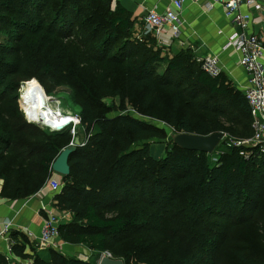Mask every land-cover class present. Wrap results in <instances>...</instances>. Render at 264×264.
Returning <instances> with one entry per match:
<instances>
[{
	"label": "trees",
	"instance_id": "obj_1",
	"mask_svg": "<svg viewBox=\"0 0 264 264\" xmlns=\"http://www.w3.org/2000/svg\"><path fill=\"white\" fill-rule=\"evenodd\" d=\"M76 54L110 75H100L98 84L84 78L73 99L80 127L90 136L69 156L70 173L54 195L57 208L72 215V221L58 226L62 242L103 251L124 236L132 242L125 264H131V258L134 264L213 262L223 238L220 219L253 218L257 200L252 198L264 190V153L227 141H220L212 154L170 142L157 159L149 140L159 137L160 130L130 113L106 117L101 98L135 100L137 109L153 118L166 110L162 119L173 129L201 136L220 131L213 116L236 110L245 117L243 129L249 137L252 118L244 94L224 72L208 75L190 49L171 53L160 47L144 23L120 4L113 7L112 0H0V102L9 90L16 92L13 76L32 78L39 61L45 75L58 79L56 85L77 77L72 67ZM32 85L38 83H25L21 95ZM186 108L208 118L183 113ZM71 140L69 130L49 132L25 121L22 113H0V197L18 200L38 192ZM35 156L34 171L27 160ZM105 206L129 213L107 219L98 212ZM153 234L164 236L170 243L167 250L160 249V241H143ZM10 239L11 255L0 252V264H92L52 247L37 250L34 241L16 229Z\"/></svg>",
	"mask_w": 264,
	"mask_h": 264
},
{
	"label": "rangeland",
	"instance_id": "obj_2",
	"mask_svg": "<svg viewBox=\"0 0 264 264\" xmlns=\"http://www.w3.org/2000/svg\"><path fill=\"white\" fill-rule=\"evenodd\" d=\"M81 57L82 59L78 58V55L76 54V61L72 64L77 77H73V79L68 80V82L59 85H56L58 81L57 78H55L54 76H50L49 74V77L45 75L43 68L41 67L43 65V61L38 62L39 68L35 70V76H33L32 78L26 80L25 78H23L22 74L13 76L14 82L18 81V88L16 92H11V90L6 92V97H3L4 101L0 102V113H13L16 116L17 113H22L25 121H28L22 106V102L26 93H28L31 89H40L42 93L46 95L47 100L57 106V108L63 114L72 115V113H79V108L77 105H75L73 99L76 98L77 89L80 91V81L85 78L91 83L98 84V80H100L98 79V77L100 75H110V72L108 73V69L103 68L99 64L92 63L91 61L87 62L86 60H83L85 59V56ZM157 70L161 72L163 70V65H159L157 67ZM40 79L45 82L46 87L42 85V81ZM29 81H36L38 85L30 86L29 90L21 95V89L23 85ZM100 105L101 113H103L106 117H114L118 114L130 113L131 115L143 119L158 128L161 132V135L157 138L149 140L151 154L157 159H160L165 155L166 151L169 148L170 142H173L174 136L182 133L176 129H173L163 121L162 118L165 115L166 110L158 111L159 118H153L152 116L145 114L141 109H137L135 100L131 102L127 97L122 100L118 96L102 97ZM187 112L190 113V115L193 113L192 116L196 118H208L206 113L196 114L194 110L189 108H186L183 113ZM213 118L216 125L220 127L219 132H223L224 134L221 142L227 141L229 143H232L233 140L237 141L250 137H247L245 135L246 132L245 129H243L245 124V117L238 111H231L230 114L225 117L218 118L213 116ZM69 135L72 136L70 132ZM76 140H86V131L81 127H79L77 131ZM221 142L219 143V145L221 144ZM31 143L35 144L36 141L31 140ZM218 150H223V147L220 146ZM32 157L27 160V165H29V169L35 171L38 167L37 157ZM51 173V175L55 174L53 172ZM30 175L32 174L30 173ZM57 177H59L62 183V176L58 175ZM49 193V196L52 200L51 208H53V210L55 211H58L59 213L63 212V210L58 209L55 205V194L52 192ZM259 193H261L259 194V197L255 196L252 198L254 199L255 203L257 200V203L251 221L247 219L238 221L237 219L234 221L220 219V223L222 225H220L218 228L220 229L223 238L219 243L218 253L212 257L213 262H211L210 260L209 264H243L241 261L244 259L264 261V190H261ZM98 212L107 219H112L117 216H126L129 213L127 210L115 209L112 208V206L99 208ZM206 219L212 221L213 218L209 217ZM69 221H72V215L62 223H66ZM145 234L146 231L139 234V236H143ZM150 236L151 235H148L143 238V241H145L146 244H149L148 240L152 241V243L160 241L162 243L160 249H168V244L170 243H167L166 240H163V235L158 234L157 236L153 234L151 237ZM56 243L57 245H59V247H57V249H53L59 251L65 256L78 257L80 259L90 261L92 264H98L102 256H107L111 259L122 260L125 264L128 255H131L130 252L132 251L131 240L127 239L124 236L113 240L111 244H107V247L103 251L92 248L89 244L85 243L72 242L65 244L64 242H62L60 236L56 239ZM132 261L134 260H132L131 258V264H134Z\"/></svg>",
	"mask_w": 264,
	"mask_h": 264
},
{
	"label": "built area",
	"instance_id": "obj_3",
	"mask_svg": "<svg viewBox=\"0 0 264 264\" xmlns=\"http://www.w3.org/2000/svg\"><path fill=\"white\" fill-rule=\"evenodd\" d=\"M187 2L200 4L207 10L215 6L221 7L224 16L234 25L233 31L228 35L223 49H232L238 56L237 64L246 73L247 83L241 89L251 114L252 135L247 139L232 141L236 145L255 147L259 152L264 153V4L261 0H172L171 7L164 12L156 9L149 10L144 16V29L146 33H151L155 37L159 36L163 28L167 25L172 31L174 38L180 34L178 22V12L181 11ZM246 6L252 11L261 13L263 17V29L259 33L251 32L249 24L252 19L251 12L241 11V7ZM201 68L211 77L217 76L223 71L220 60L215 55L197 57ZM26 115V114H25ZM81 125V118L78 113H72V120L66 121L64 125L59 123L55 128L42 127L49 132H55L60 126L63 130H69L72 140L69 144L82 146L85 141L76 140L78 128ZM90 134H86V139ZM51 175L46 180L42 189L56 194L62 188V183L57 177ZM71 217L69 211L59 213L53 208L46 209V216L43 219L40 234L38 237L32 232H25L34 241L35 248L42 250L47 247L57 249L59 245L56 239L59 237L58 226ZM12 224L10 221L0 220V240L6 243L4 254L11 255L12 241L10 232ZM61 245V244H60Z\"/></svg>",
	"mask_w": 264,
	"mask_h": 264
},
{
	"label": "crops",
	"instance_id": "obj_4",
	"mask_svg": "<svg viewBox=\"0 0 264 264\" xmlns=\"http://www.w3.org/2000/svg\"><path fill=\"white\" fill-rule=\"evenodd\" d=\"M171 2L172 0H112V6L120 4L137 22L144 23V16L149 10L156 9L158 12H164L171 7ZM261 2L264 4V0ZM247 10L252 16L249 30L255 33L261 32L263 29L261 13L252 11L246 6L241 7V11ZM177 23L180 26L178 38L173 37L172 31L166 25L156 37L160 47L171 53L190 49L199 57L215 55L232 83L240 90L246 85V73L237 64V54L232 49H223L234 25L224 16L221 7L215 6L207 10L200 4L187 2L178 12ZM49 195V191L43 188L24 199L7 200L0 197V220L10 221L12 230L30 231L38 237L46 216V209L51 208L52 200ZM5 251L6 243L0 240V252L5 253Z\"/></svg>",
	"mask_w": 264,
	"mask_h": 264
},
{
	"label": "water",
	"instance_id": "obj_5",
	"mask_svg": "<svg viewBox=\"0 0 264 264\" xmlns=\"http://www.w3.org/2000/svg\"><path fill=\"white\" fill-rule=\"evenodd\" d=\"M61 131H63V129L60 126L55 130V132ZM223 136V132H214L206 136L182 132L174 136L173 143L186 150H195L212 154ZM76 148L77 145L75 144H68L65 146L51 164L50 171L62 177L69 175V156L76 150ZM98 264H124V262L122 260L102 256Z\"/></svg>",
	"mask_w": 264,
	"mask_h": 264
},
{
	"label": "bare ground",
	"instance_id": "obj_6",
	"mask_svg": "<svg viewBox=\"0 0 264 264\" xmlns=\"http://www.w3.org/2000/svg\"><path fill=\"white\" fill-rule=\"evenodd\" d=\"M22 106L29 122L50 129L59 123L72 120V115L63 114L57 106L47 100L40 89H31L23 98Z\"/></svg>",
	"mask_w": 264,
	"mask_h": 264
}]
</instances>
